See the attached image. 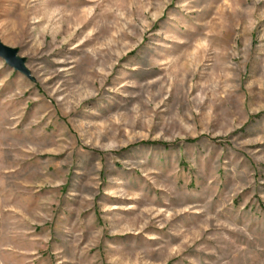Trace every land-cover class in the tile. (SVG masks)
I'll list each match as a JSON object with an SVG mask.
<instances>
[{"label": "rangeland", "instance_id": "obj_1", "mask_svg": "<svg viewBox=\"0 0 264 264\" xmlns=\"http://www.w3.org/2000/svg\"><path fill=\"white\" fill-rule=\"evenodd\" d=\"M0 264H264V0H0Z\"/></svg>", "mask_w": 264, "mask_h": 264}, {"label": "water", "instance_id": "obj_2", "mask_svg": "<svg viewBox=\"0 0 264 264\" xmlns=\"http://www.w3.org/2000/svg\"><path fill=\"white\" fill-rule=\"evenodd\" d=\"M0 45L3 47V48H0V57L5 58L7 60V63L8 64L14 65L16 59L14 58V56L11 55L10 52H8V51L5 50V49H9V48L4 47L2 44H0Z\"/></svg>", "mask_w": 264, "mask_h": 264}, {"label": "bare ground", "instance_id": "obj_3", "mask_svg": "<svg viewBox=\"0 0 264 264\" xmlns=\"http://www.w3.org/2000/svg\"><path fill=\"white\" fill-rule=\"evenodd\" d=\"M0 48H3L1 45H0ZM5 49V48H4ZM6 51L10 52L12 56H14V58L17 60V57L16 55L14 54L15 51L14 50H11V49H5Z\"/></svg>", "mask_w": 264, "mask_h": 264}]
</instances>
